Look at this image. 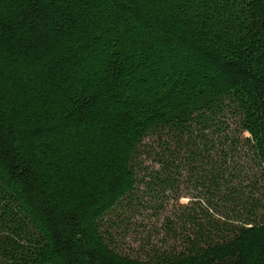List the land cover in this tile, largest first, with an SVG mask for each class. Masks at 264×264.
Returning <instances> with one entry per match:
<instances>
[{"label":"trees","instance_id":"1","mask_svg":"<svg viewBox=\"0 0 264 264\" xmlns=\"http://www.w3.org/2000/svg\"><path fill=\"white\" fill-rule=\"evenodd\" d=\"M236 153L264 192V0H0V264H108L123 207L221 223L148 264H264Z\"/></svg>","mask_w":264,"mask_h":264},{"label":"rangeland","instance_id":"2","mask_svg":"<svg viewBox=\"0 0 264 264\" xmlns=\"http://www.w3.org/2000/svg\"><path fill=\"white\" fill-rule=\"evenodd\" d=\"M231 114H232L231 112H227L226 116L223 115L221 116V118H224L226 120V123L222 125L223 128L221 132L216 134L215 132H208L210 139L211 138L214 139L215 137V139L219 141L216 137L219 136L221 137L223 136V134H228L233 137H236L238 136V134H240L239 130L238 132L236 131L237 129L236 121L238 120H236L237 119L236 117L233 118ZM229 124L233 125L231 129H229ZM245 136L248 137L249 135L245 134ZM154 139H156V137L151 136V139L150 138L147 139L146 143H152ZM238 148L244 150L242 155H245L249 151V149L247 151V149L242 148L240 145L238 146ZM245 157L249 158L248 156ZM245 157L239 156V154L236 153L235 156L233 155L230 158V161L233 160L232 161L233 163L231 164L233 165L234 171L239 172L240 181L236 182L235 187H237V189L239 190H243L246 192L245 196H246V200L248 201V207L251 208V203L253 202L254 199H259L262 201L264 200V192L259 184V177H257L259 173L255 174V172H257L256 165L251 161L247 160ZM141 161L143 162L142 165L143 168H145L144 166H149V165L151 166L150 169L159 168V166L155 164L153 159L150 157L144 156ZM256 180H258V183L255 182ZM142 190H140L139 194L142 192ZM190 200H191L190 197H183V200L181 202L188 203ZM153 207L156 208V204H154ZM175 208L179 210V212H177L179 214L181 212L190 213V211L183 209V206L179 207L178 204L177 207ZM138 210L139 211H137L135 215L132 213V211L128 210L125 207H123L122 210H120L122 216L120 220L123 219L126 221L125 218H128V220L132 219L135 226H132L130 228H127V226H125L124 228L121 227L120 229L117 230L118 228L117 226L112 225L113 226L112 228V226L108 224L111 227V229L108 227L107 231L109 230L111 237L113 238V240H115L114 248L116 252L113 253L112 255L105 257L108 264L151 263L148 260H151L153 257H155L157 255L156 253L161 254L164 250H166L165 248L166 243L171 244L172 245L171 248H176L175 250H173V252L176 251V253L181 251L180 250L181 247L187 246L191 248L190 238H189L191 236H193L194 238L196 237L200 238L202 235L206 234L207 236H203V237H206V239H211L209 242L214 241L213 243H215L219 241L217 240L218 237L215 238L217 234L215 229L217 230L218 226L221 223L217 221L215 218H212L213 216L212 217L206 216L205 219H201L198 217L195 219L194 218L190 219V217L188 216V218L186 217L183 218V222L175 223L173 220L171 221L172 217L171 218L167 217V215L165 214L166 212L160 211L158 218L155 217L154 219L152 218L150 221H146L145 223H143L142 218L145 219V217H147L148 214H150L151 212L148 209L147 210L144 209V207ZM231 210L232 207L227 206L226 208V211H228L227 214L229 215V217L232 218L233 213L231 212ZM239 210L242 211L241 208ZM253 210L255 213L256 220H259L260 218L264 220V208H259L257 210L253 208ZM140 214L141 215L143 214V216H140ZM110 216L112 217V220H115L114 214H111ZM174 220H176V217L174 218ZM181 224H185L187 229L186 231L183 230L180 233L179 228ZM166 227L167 229L169 228V231L165 230ZM17 229H19V232L24 231L21 224L18 225ZM140 236H145V237L139 239ZM201 243H202L201 246L207 245V243L204 241H201ZM200 258L201 255L197 256V259L199 261H201ZM212 261L213 263L218 264L215 258H212Z\"/></svg>","mask_w":264,"mask_h":264}]
</instances>
